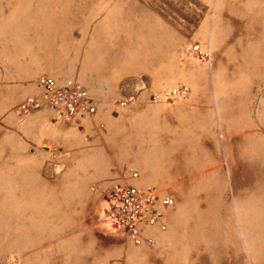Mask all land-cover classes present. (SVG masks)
<instances>
[{"label": "rangeland", "instance_id": "1", "mask_svg": "<svg viewBox=\"0 0 264 264\" xmlns=\"http://www.w3.org/2000/svg\"><path fill=\"white\" fill-rule=\"evenodd\" d=\"M82 1L0 0V74L55 77L64 69L97 70L99 63L83 61V47L70 34L80 24L70 19L81 16L72 15V8ZM250 6L247 14L233 19L219 15L217 43L244 23H250L251 39L262 38L264 0H250ZM189 45L207 50L211 58L210 47ZM186 58L193 66L205 63ZM197 72L190 67L187 76L196 81ZM201 85L189 105H211L208 80ZM152 95H142L143 105L179 103L152 102ZM133 117L143 128L152 119L148 127L157 146L155 160L174 181L171 189L155 188L160 197L174 201L166 210V231L153 235L152 246L137 247L107 224L109 193L136 185L129 181L139 174L107 172L117 158L106 144L100 143L96 156L89 158L90 171L83 172L63 146L56 147L54 158L52 149L50 154L34 149L0 119V264H264L263 137L250 134L244 141H230L225 112L217 133L215 119L206 113L194 116L195 124L185 134L180 123L160 111L142 110ZM179 119L183 124L185 119ZM103 130L108 131L105 125ZM133 172L137 178L131 177ZM95 184L101 188L92 191ZM245 245L254 249L252 257L245 256Z\"/></svg>", "mask_w": 264, "mask_h": 264}, {"label": "crops", "instance_id": "2", "mask_svg": "<svg viewBox=\"0 0 264 264\" xmlns=\"http://www.w3.org/2000/svg\"><path fill=\"white\" fill-rule=\"evenodd\" d=\"M82 2L81 7L72 8V15L81 16L70 19L80 22L72 27L70 34L77 46L83 47V61L98 62L99 68L64 69L56 72L55 77L47 76L59 85L74 78L93 98L96 113L67 124L43 102V92L37 86L40 75L3 72L0 74V119H4L2 125L6 130H17L25 143L48 154L50 149L63 146L67 157L74 159L83 172L90 171L89 158L96 156L95 151L104 143L117 158L109 164L107 172L135 170L139 177L129 182L156 189H171L174 181L168 177L170 172L161 170L160 162L155 160L153 148L157 146L148 127L152 119H146L145 128L139 127L133 117L136 112L160 111L164 117L180 123L184 134L188 127L194 126V116L200 113L215 119L217 133L219 118L225 112L230 141L236 137L244 141L250 134L264 139V32L262 38L251 39L250 23H244L242 27H232L220 43L216 34L219 15L225 19L245 15L250 10V0ZM189 44L210 47L209 62L195 61L193 66V61L185 56ZM190 67L198 69L196 81L187 76ZM206 79L211 95L210 109L207 105H189L194 91ZM179 82L188 85L189 93L177 105H143L142 95L162 93ZM28 93L31 95L27 96ZM132 95H137L134 104L126 108L118 106L120 100ZM29 96L40 99L41 107L23 117L18 107ZM201 106L204 108L200 109ZM178 114L185 119L184 125ZM104 125L108 129L106 133ZM147 233L160 237L155 228H149Z\"/></svg>", "mask_w": 264, "mask_h": 264}, {"label": "built area", "instance_id": "3", "mask_svg": "<svg viewBox=\"0 0 264 264\" xmlns=\"http://www.w3.org/2000/svg\"><path fill=\"white\" fill-rule=\"evenodd\" d=\"M186 56L198 57L206 63L210 60V54L201 50L196 45H188L185 49ZM37 86L43 92V102L62 119L75 120L82 117H90L96 113V107L87 91L72 80H67L62 85L50 76L42 75L37 79ZM189 93L185 83H179L175 87L162 93L153 94L152 102L165 101L167 103L180 102ZM134 97H127L118 102L120 108H126L135 103ZM41 107V100L29 96L18 107V113L25 117ZM59 154L58 148L51 150L52 157ZM137 178V173L131 174ZM98 184L92 185L91 190H99ZM174 201L171 197H160L154 187L129 185L118 187L109 193L104 208V216L110 228L124 233L130 242L137 247L152 246L154 238L147 233L149 228H155L159 232L167 229L166 210L172 207Z\"/></svg>", "mask_w": 264, "mask_h": 264}, {"label": "clouds", "instance_id": "4", "mask_svg": "<svg viewBox=\"0 0 264 264\" xmlns=\"http://www.w3.org/2000/svg\"><path fill=\"white\" fill-rule=\"evenodd\" d=\"M244 254L246 257H252L254 255V249L251 245H245Z\"/></svg>", "mask_w": 264, "mask_h": 264}]
</instances>
